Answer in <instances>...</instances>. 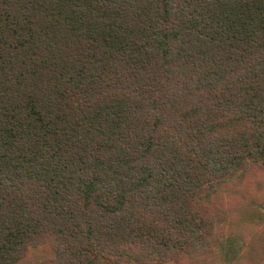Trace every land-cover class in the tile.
<instances>
[{"label":"trees","instance_id":"1","mask_svg":"<svg viewBox=\"0 0 264 264\" xmlns=\"http://www.w3.org/2000/svg\"><path fill=\"white\" fill-rule=\"evenodd\" d=\"M264 171V0H0V264H168Z\"/></svg>","mask_w":264,"mask_h":264},{"label":"rangeland","instance_id":"2","mask_svg":"<svg viewBox=\"0 0 264 264\" xmlns=\"http://www.w3.org/2000/svg\"><path fill=\"white\" fill-rule=\"evenodd\" d=\"M208 205L214 218L211 247L168 264H264V171L249 170ZM39 254L30 252L20 264H37Z\"/></svg>","mask_w":264,"mask_h":264}]
</instances>
